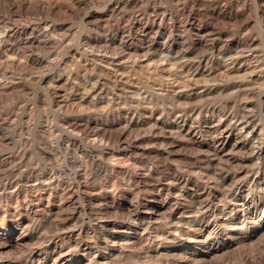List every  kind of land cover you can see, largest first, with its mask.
Instances as JSON below:
<instances>
[{"label":"rangeland","instance_id":"obj_1","mask_svg":"<svg viewBox=\"0 0 264 264\" xmlns=\"http://www.w3.org/2000/svg\"><path fill=\"white\" fill-rule=\"evenodd\" d=\"M0 264H264V0H0Z\"/></svg>","mask_w":264,"mask_h":264},{"label":"bare ground","instance_id":"obj_2","mask_svg":"<svg viewBox=\"0 0 264 264\" xmlns=\"http://www.w3.org/2000/svg\"><path fill=\"white\" fill-rule=\"evenodd\" d=\"M8 3V2H7ZM10 3V2H9ZM16 3V2H15Z\"/></svg>","mask_w":264,"mask_h":264}]
</instances>
